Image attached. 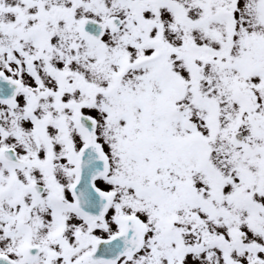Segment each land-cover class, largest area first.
<instances>
[{
    "label": "snow or ice",
    "instance_id": "1",
    "mask_svg": "<svg viewBox=\"0 0 264 264\" xmlns=\"http://www.w3.org/2000/svg\"><path fill=\"white\" fill-rule=\"evenodd\" d=\"M0 264H264V0H0Z\"/></svg>",
    "mask_w": 264,
    "mask_h": 264
}]
</instances>
